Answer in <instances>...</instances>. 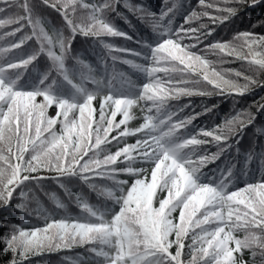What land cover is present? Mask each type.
<instances>
[{
  "label": "snow or ice",
  "instance_id": "1",
  "mask_svg": "<svg viewBox=\"0 0 264 264\" xmlns=\"http://www.w3.org/2000/svg\"><path fill=\"white\" fill-rule=\"evenodd\" d=\"M259 3L198 0V11L166 0L156 12L136 0H0V209L35 217L5 221L3 264L74 245L88 255L72 264H264V97L199 127L216 105L173 104L235 101L264 85V33L254 30L264 19L230 39L213 35ZM78 37L90 46L76 48ZM229 58L241 69L217 70Z\"/></svg>",
  "mask_w": 264,
  "mask_h": 264
},
{
  "label": "trees",
  "instance_id": "2",
  "mask_svg": "<svg viewBox=\"0 0 264 264\" xmlns=\"http://www.w3.org/2000/svg\"><path fill=\"white\" fill-rule=\"evenodd\" d=\"M136 2H141L151 8L152 10L159 12L162 5L166 2V0H136ZM185 6L191 4L192 8H196L198 11L199 5L198 0H184ZM49 19L55 23L57 21V17L54 14L49 15ZM130 19L133 21L136 31L141 36H151V29L144 23L140 22L136 19L135 16H130ZM264 19V0H261V3H259L256 6H253L251 8H248L247 10L243 11L242 16L234 18V22L229 24L226 22V26L216 27V31L213 34L216 39H230L232 33L234 31L240 30H247L251 29L252 24L256 21ZM177 24L183 23L181 17H177L176 21ZM117 23L121 26L127 29V26L123 24V21L117 20ZM193 26H195V22H193ZM257 32L264 33V28H262L259 24H257L256 28L254 29ZM129 34H133L132 30L128 29ZM105 39H112L105 37ZM84 40L83 37H78L77 41L74 42L76 48H81L82 46L87 48L90 45H82V41ZM114 42L123 44L125 43L122 38H115ZM129 46L136 47V45L133 42H127ZM202 47V46H198ZM85 58L90 60V62H95V56L91 53V51L87 52L85 55ZM131 58V57H129ZM207 58L209 60H217L218 57L208 54ZM215 67L217 70L221 69H227V68H235V69H241L242 65L238 61L229 60L224 63L223 65L216 64ZM117 71H122L127 73L128 75L132 76L133 79L136 78V73L129 68L127 65H123L120 63H117L116 65ZM211 87L210 85L208 86ZM261 97H264V85H260L255 87L250 93L246 94L243 97H238L235 101L228 96L223 95H212V96H191V97H181L179 101H173V104L179 103V104H189L190 103V109H186V111L189 110H195V111H202V105H216V107L212 110L211 113H205L202 114L200 117L194 121V124L199 126H211L213 124H219L220 121L224 118H226L230 114H234L233 110L234 108H240V107H248L250 103L253 101L259 100ZM98 107V105H96ZM132 111L136 114L137 117L140 116V111L138 108H133ZM117 119H119V114L117 115ZM139 122V120H134L129 122L130 127L136 126V124ZM259 123H264V117L261 118ZM253 131L251 127L249 128L248 132L245 134L243 139L241 140V150L244 151L249 147V135ZM129 142H132L131 140ZM258 143H264V141H258ZM208 151H215V146L211 145L208 146ZM231 158V156L229 157ZM223 159V158H222ZM216 167L215 163L208 164L206 168L204 169L209 175H211V169ZM252 167L255 169L257 176L259 175V166L258 162L255 165H252ZM126 178V177H121ZM48 190L50 191H57V194L61 196V198L67 200L66 197L63 196V190L58 189L55 185H51ZM76 190L75 188L73 189ZM86 191V190H85ZM86 194L90 201L96 202L97 197L95 193H90L86 191ZM163 194H161L162 196ZM40 199L44 206L46 207H52L50 201H48L47 197H45L42 193H39ZM69 209L72 212H78L79 209L76 208L74 204H69ZM175 215V214H173ZM5 221L11 222V223H24L27 226H32V224L35 222V217H28L26 218L24 214L17 213L11 209L9 210H3L0 209V234H3L5 228L4 223ZM40 224L43 223V221H39ZM87 245H84L83 247L79 245H74L72 248H61L57 251L48 252L45 251L40 255L31 257L32 264H72V260L77 259V257H84L86 258L88 253L86 251ZM65 257H69L70 259H64ZM4 257H0V264H3ZM90 264V262H89Z\"/></svg>",
  "mask_w": 264,
  "mask_h": 264
},
{
  "label": "rangeland",
  "instance_id": "3",
  "mask_svg": "<svg viewBox=\"0 0 264 264\" xmlns=\"http://www.w3.org/2000/svg\"><path fill=\"white\" fill-rule=\"evenodd\" d=\"M49 111H50V113H51V109H50Z\"/></svg>",
  "mask_w": 264,
  "mask_h": 264
}]
</instances>
